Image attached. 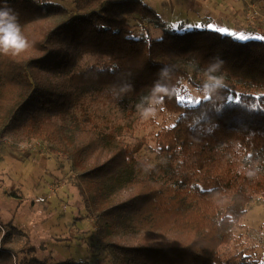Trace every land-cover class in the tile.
Segmentation results:
<instances>
[{
  "label": "trees",
  "instance_id": "trees-1",
  "mask_svg": "<svg viewBox=\"0 0 264 264\" xmlns=\"http://www.w3.org/2000/svg\"><path fill=\"white\" fill-rule=\"evenodd\" d=\"M4 8L28 47L0 54V142L11 127L27 129L80 172L108 264H232L221 249L254 199L264 200V40L211 30L138 36L134 24L156 21L140 0H73L71 9L0 0ZM201 77L238 90L221 83L206 92ZM186 84L207 98L187 105ZM105 97L123 107L157 101L178 114L157 135V164L139 157L143 141L131 145L100 126L92 107ZM126 236L141 243L116 240ZM36 251L27 232L0 222V264H93Z\"/></svg>",
  "mask_w": 264,
  "mask_h": 264
},
{
  "label": "rangeland",
  "instance_id": "rangeland-1",
  "mask_svg": "<svg viewBox=\"0 0 264 264\" xmlns=\"http://www.w3.org/2000/svg\"><path fill=\"white\" fill-rule=\"evenodd\" d=\"M47 5L59 4L71 9L73 0H34ZM156 13L154 22L146 27L135 25L139 35L161 38L175 31L225 29L223 32L238 39L264 40V4L252 0H140ZM183 27V28H181ZM240 40V39H238ZM93 63L87 58L84 64ZM232 88L234 83L215 79ZM204 83L211 82L201 77ZM183 102L195 106L207 98V93L186 84ZM238 90V89H237ZM191 99V103H189ZM151 113L145 117V110ZM98 123L108 132H115L125 142L144 143L141 159L155 165L157 135L175 124L178 114L167 110L157 101L149 106L123 107L115 98L105 97L93 105ZM51 145L30 140L27 129L9 128L0 142V222H13L27 232L39 259L56 262L73 258L93 264H108L106 247L96 239L94 221L88 215L79 192L80 172L71 163L50 151ZM123 198H126L125 196ZM233 241L221 249L224 262H241L240 255L264 263V200L256 197L246 214L233 227ZM126 244L141 243L139 237L116 239Z\"/></svg>",
  "mask_w": 264,
  "mask_h": 264
},
{
  "label": "clouds",
  "instance_id": "clouds-1",
  "mask_svg": "<svg viewBox=\"0 0 264 264\" xmlns=\"http://www.w3.org/2000/svg\"><path fill=\"white\" fill-rule=\"evenodd\" d=\"M28 47V42L21 34L20 25L15 14L10 9H0V54L17 56ZM211 82L206 83V92H211L221 85V81L209 78ZM151 109L145 110L143 115L147 117Z\"/></svg>",
  "mask_w": 264,
  "mask_h": 264
},
{
  "label": "snow or ice",
  "instance_id": "snow-or-ice-1",
  "mask_svg": "<svg viewBox=\"0 0 264 264\" xmlns=\"http://www.w3.org/2000/svg\"><path fill=\"white\" fill-rule=\"evenodd\" d=\"M218 32H225L226 30L225 29H218L217 30ZM238 39L240 40H244L245 37L243 35L239 36ZM236 99L238 100L239 97L237 96ZM229 100H232V97H229ZM189 103H191V99H189ZM196 103H200L199 101H196Z\"/></svg>",
  "mask_w": 264,
  "mask_h": 264
}]
</instances>
